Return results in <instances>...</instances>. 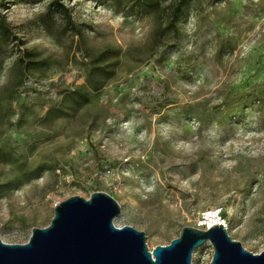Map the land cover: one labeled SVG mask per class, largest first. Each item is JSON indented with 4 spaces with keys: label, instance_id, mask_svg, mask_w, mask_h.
I'll use <instances>...</instances> for the list:
<instances>
[{
    "label": "rangeland",
    "instance_id": "obj_1",
    "mask_svg": "<svg viewBox=\"0 0 264 264\" xmlns=\"http://www.w3.org/2000/svg\"><path fill=\"white\" fill-rule=\"evenodd\" d=\"M93 191L149 250H264V0H0V239Z\"/></svg>",
    "mask_w": 264,
    "mask_h": 264
},
{
    "label": "water",
    "instance_id": "obj_2",
    "mask_svg": "<svg viewBox=\"0 0 264 264\" xmlns=\"http://www.w3.org/2000/svg\"><path fill=\"white\" fill-rule=\"evenodd\" d=\"M119 212L116 199L104 191L68 196L54 206L46 226L31 228L26 242L0 239V264H192L193 250L206 241L213 248L208 264H264V250L245 249L222 223L183 226L168 244L149 250L143 231L114 225Z\"/></svg>",
    "mask_w": 264,
    "mask_h": 264
},
{
    "label": "trees",
    "instance_id": "obj_3",
    "mask_svg": "<svg viewBox=\"0 0 264 264\" xmlns=\"http://www.w3.org/2000/svg\"><path fill=\"white\" fill-rule=\"evenodd\" d=\"M143 1L149 3L150 5H151V4L154 5V4H156L159 0H143ZM61 6H62V5H61ZM62 8L64 9V7H62ZM175 21H176V18L172 16L171 19H170V21H169V23H168L169 28H171V29H175Z\"/></svg>",
    "mask_w": 264,
    "mask_h": 264
},
{
    "label": "bare ground",
    "instance_id": "obj_4",
    "mask_svg": "<svg viewBox=\"0 0 264 264\" xmlns=\"http://www.w3.org/2000/svg\"><path fill=\"white\" fill-rule=\"evenodd\" d=\"M55 205H56V204H55ZM206 242L210 243L209 241H206Z\"/></svg>",
    "mask_w": 264,
    "mask_h": 264
}]
</instances>
